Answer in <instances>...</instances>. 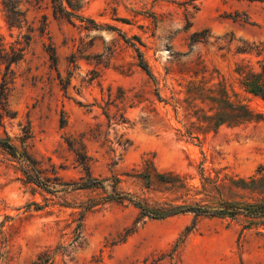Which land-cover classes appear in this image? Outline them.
<instances>
[{"label":"rangeland","instance_id":"rangeland-1","mask_svg":"<svg viewBox=\"0 0 264 264\" xmlns=\"http://www.w3.org/2000/svg\"><path fill=\"white\" fill-rule=\"evenodd\" d=\"M9 1L0 0V49H25L10 67L0 136L30 154L51 191L0 148V264H36L44 252L52 264H264V220L152 219L134 203L153 212L192 204L211 187L205 177L264 166V121L189 138L172 105L202 82L264 114V98L242 82L264 65V1L72 0L81 17L68 19L50 0H21L20 21ZM4 71L0 63V82ZM76 152L133 202L71 185L86 177Z\"/></svg>","mask_w":264,"mask_h":264},{"label":"trees","instance_id":"trees-1","mask_svg":"<svg viewBox=\"0 0 264 264\" xmlns=\"http://www.w3.org/2000/svg\"><path fill=\"white\" fill-rule=\"evenodd\" d=\"M37 4L39 0H34ZM54 13L64 15L66 18H80L73 12L74 4L72 0H50ZM264 1V0H259ZM21 0H10L11 4L8 9L12 19L20 21V16L24 12L18 8ZM64 2L70 7L67 10ZM32 3V2H30ZM45 23L42 24L44 29ZM27 37L26 43H28ZM253 48L258 49L257 45H247L242 51H250ZM25 46L19 48L11 47L10 53L0 49V63L5 66V71L0 82V107L5 109L7 98V85L9 74H12L10 67L23 58ZM53 61L55 57L52 56ZM140 66L145 72L152 76L146 63L140 58ZM243 85L253 94L260 95L264 98V65H261L260 72L249 73L243 77ZM172 105L176 113L180 109L182 116L188 119L184 124L182 134L189 138H198V133L215 132L220 126H240L249 122L264 121V114L256 112L239 101L230 98L224 86H206L200 82L195 84L189 82L186 90V97L180 101L174 98ZM62 121L64 118L62 116ZM0 148L6 150L11 156L16 158L20 163L21 170L29 182L51 191L49 179L42 176L41 169L37 166L34 159L26 150H19L17 145L9 136H0ZM79 162L82 163L86 172V177L81 182H73L71 185L78 189H101L106 193L105 200L117 202H133V197L124 193L117 188L118 179L92 177L86 164V155L76 152ZM206 182L211 186H204V200L192 204H183L171 206L161 212H153L141 202H134L142 211V214L152 219H164L179 213L192 212L196 216L208 215L220 218L238 219L244 218L245 225L251 226L264 220V166H260L253 174L246 177H229L224 179H209L205 177ZM179 187H184L179 179ZM204 201V202H203ZM54 253L44 252L38 256L36 264H52Z\"/></svg>","mask_w":264,"mask_h":264}]
</instances>
